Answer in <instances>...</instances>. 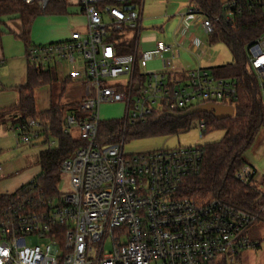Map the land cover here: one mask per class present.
<instances>
[{"label":"built area","instance_id":"obj_1","mask_svg":"<svg viewBox=\"0 0 264 264\" xmlns=\"http://www.w3.org/2000/svg\"><path fill=\"white\" fill-rule=\"evenodd\" d=\"M21 1L38 3L42 10L50 2ZM231 1L225 9L232 7ZM78 3L87 18L86 31L73 32L67 41L31 45L26 57L43 68L66 62L71 77L84 83L80 117L67 115L64 133L76 129L85 145L61 165L60 172L70 179L66 194L17 200L0 211V264H238L244 252L259 247L248 233L262 220L264 206L250 213L219 198L202 201L185 196V180L201 173L203 145L126 155L123 140L97 143L104 104H123L125 124L182 114L210 103L234 107L238 83L218 78L209 69L196 67L183 78L145 71L154 60L170 67L175 47L201 46L200 40L188 36L189 18L199 22L207 38L214 34L219 18L191 9L181 15L184 28L175 46L159 42L152 51L136 48L132 54H121L118 49L126 35L136 31L138 39L140 34L137 3ZM246 52L264 99V36ZM79 60L83 65L77 70ZM126 76L124 83L109 84ZM201 129L205 134L204 120ZM13 132L22 145L48 138L34 118L17 123ZM256 175L252 166L245 165L235 178L264 199L254 185ZM30 184L35 186L34 179ZM107 242L110 250L105 249Z\"/></svg>","mask_w":264,"mask_h":264},{"label":"trees","instance_id":"obj_2","mask_svg":"<svg viewBox=\"0 0 264 264\" xmlns=\"http://www.w3.org/2000/svg\"><path fill=\"white\" fill-rule=\"evenodd\" d=\"M228 1L190 0V6L210 18H219L209 41L212 44L224 43L231 51L234 63L209 70L218 78L231 79L238 83L234 117L218 121L208 114L184 118L163 115L145 123L102 122L97 143L105 146L120 143L122 140L176 135L188 130L194 119L204 116L207 123L206 133L224 129L225 136L221 141L202 146L204 154L201 173L185 180L182 193L202 201L219 198L247 212L257 213L264 206V199L254 189L242 185L235 178V173L247 165L243 155L264 127V99L246 52L248 45L264 36V0H232V7L225 9ZM66 8V0H50L45 10L38 3L27 5L21 0H0V22L3 19L19 20L23 27L19 38L27 44L28 49L31 46L28 42L30 30L35 19L41 14H64ZM118 50L121 54H132L135 45L122 44ZM71 79L72 77H68L63 83H68ZM58 81L54 68L44 69L29 63L27 83L18 89L19 103L10 111L20 115L16 123L28 118L39 120L45 135L56 140V147L40 153L42 171L34 179L35 186L28 183L14 194L0 196V211L17 200L59 196L57 185L62 163L85 145L80 139L64 133L65 111L62 106L51 105L46 111H37L36 90ZM72 114L80 117L77 109ZM262 220L264 221V214Z\"/></svg>","mask_w":264,"mask_h":264},{"label":"crops","instance_id":"obj_3","mask_svg":"<svg viewBox=\"0 0 264 264\" xmlns=\"http://www.w3.org/2000/svg\"><path fill=\"white\" fill-rule=\"evenodd\" d=\"M134 1L137 3L141 12L140 32L143 30V26L148 30H146L147 33L144 35L145 39L142 45L140 44L141 33L138 39L136 36L130 37L129 34H127L128 36L126 35L124 44L129 45L133 43L135 49L138 48L141 52L154 50L159 42H163L169 46H175L176 38L180 35L179 32L181 28H184L181 15L192 9L190 0ZM66 5V13L64 14H41L35 19L30 30L28 39L29 44L45 45L63 42L69 40L73 32H79L72 19V15H74L73 13H75V11H69L73 6L79 5L78 0H66ZM79 12L85 16L82 10ZM189 23L190 30L188 36L200 40L201 46H194L189 43L184 47L183 45L181 47H175L172 56L169 58L170 67H166L161 60H154L149 62L147 71H165L168 72L170 76L183 78L189 70L196 67L211 69L217 66H223L221 64L216 65L217 62L213 59L214 57L207 54V47L211 43L209 38L203 35L199 22H195L194 19L189 18ZM38 26L46 30L40 33ZM22 32V23L17 19H3L0 22V167L2 169L0 174V196L14 194L38 177L42 171L40 166V154H35V151L28 152L27 156L30 157L28 159L29 169L24 176L18 173L16 168L17 165L14 166L13 162H11V157H13V153L15 152L14 147H19L22 144L18 143L17 137L13 132V128L17 124L16 121L20 118V115L10 110L19 103L18 89L25 86L28 80L29 62L26 57L27 44L19 38ZM200 33L201 35L199 36ZM214 63L216 64L214 65ZM78 65L82 67L83 64L79 61ZM54 69L56 70L58 79L60 74L64 76L62 73L65 71L63 63L56 65ZM66 69L72 74L71 66L67 65ZM68 77L71 76H66L65 79ZM74 81H78L83 87V90L79 92L81 95L83 94L84 97V83L77 78H72L70 83L73 84ZM50 107L51 106L44 111L48 110ZM259 136L263 137L259 138ZM52 139V143L56 145V140L54 138ZM40 143L41 142L30 144V148ZM252 146L254 149L256 148V152H258L255 154V157L253 156L250 158L253 164L252 167L256 170L257 174V181L254 182V185L260 191L258 179H260L259 181L264 179V134H261V130L256 136ZM254 253L256 252L249 250L244 253V256L247 258L250 255L253 256ZM262 263L264 264V261Z\"/></svg>","mask_w":264,"mask_h":264},{"label":"rangeland","instance_id":"obj_4","mask_svg":"<svg viewBox=\"0 0 264 264\" xmlns=\"http://www.w3.org/2000/svg\"><path fill=\"white\" fill-rule=\"evenodd\" d=\"M226 2L227 0H223ZM82 8L80 5L73 6L70 8L69 11H75L72 15V19L74 20L75 25L77 26V30L81 33L85 31L86 27V17L81 14ZM189 11H186L184 14L188 13ZM45 15V14H43ZM196 19V18H195ZM197 20V19H196ZM39 27V26H38ZM40 28V29H39ZM38 30H40V33L43 32L46 29H41L39 27ZM141 33V39L140 44L144 42L145 39L144 35L147 33L146 30H148L145 26L142 27ZM136 31L130 32L129 36H136ZM201 33L199 34V36ZM128 36V35H127ZM129 37V38H130ZM136 41V40H135ZM207 54L212 55L214 60L217 62L214 63V65H226L229 63H233L234 57L231 53V51L227 48V46L222 42H217L214 44H209L207 47ZM80 61V60H79ZM78 61V63H79ZM65 67V71L62 72L64 76L59 77V81L52 84V85H45L41 86L36 90L35 98H36V105L38 111H44L51 105H57L59 104L64 108L65 111V119L68 114H71L74 112V110L79 109L80 102L83 100V94H80V90H83V87L79 84V82H73L70 83H63L65 81L66 76H72L71 73H69L67 68V65L70 66L68 63H63ZM52 67H56L54 64ZM81 68L79 65H77V70ZM147 71V70H146ZM128 80V77H122L116 81H111L109 83L110 85L114 86L115 83H124ZM79 93V94H78ZM202 115V114H201ZM100 118L102 122H108V121H123L125 119V106L123 104H104L100 108ZM205 120L204 116L198 117L193 120L191 123V126L188 128V130L182 131L179 134L172 135V136H153V137H147L142 139H136V140H130V141H123L124 143V153L126 155H134V154H144V153H152L160 150H174L179 148H185V147H194V146H201L205 144H210L214 142L221 141L225 136V130L224 129H217L210 131L208 133H205L201 135L202 129H201V121ZM261 134H264V127L261 129ZM70 135L74 138H80L79 133L76 129L70 132ZM263 136H259V138H262ZM53 139L52 138H46L43 143L35 144L30 148V145H21L19 147H14L15 152L13 153V157H11V162H13V165H17L18 173L22 176H24L28 169H29V151H35V154H40V152L48 150V149H54L56 145L52 144ZM122 142V141H121ZM256 148L250 147L249 150L243 155L244 162L252 166L251 158L255 154ZM39 157V156H38ZM251 157V158H250ZM10 162V161H9ZM259 189L260 192H264V179L259 181ZM255 181H257L255 179ZM59 193L66 194L70 189V179L69 176L66 174H62L60 172L59 176V182L57 185ZM264 194V193H263ZM249 239L256 244L259 245V247H255L251 250H253L254 255L248 256L247 258L244 256V253L241 256V259L238 264H263L264 261V221L259 220L257 221L253 227L250 229L248 233ZM106 250L111 249L110 242L106 243L105 246Z\"/></svg>","mask_w":264,"mask_h":264},{"label":"water","instance_id":"obj_5","mask_svg":"<svg viewBox=\"0 0 264 264\" xmlns=\"http://www.w3.org/2000/svg\"><path fill=\"white\" fill-rule=\"evenodd\" d=\"M197 114H208V115L213 116L218 121H223V120L234 117L235 108L232 106L210 103V104H205L199 107L192 108L182 114L168 113L167 115H169L170 117H174V118H184V117H189V116H193Z\"/></svg>","mask_w":264,"mask_h":264}]
</instances>
